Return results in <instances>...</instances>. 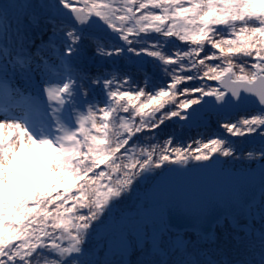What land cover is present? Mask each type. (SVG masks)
Wrapping results in <instances>:
<instances>
[{"label":"snow or ice","instance_id":"snow-or-ice-1","mask_svg":"<svg viewBox=\"0 0 264 264\" xmlns=\"http://www.w3.org/2000/svg\"><path fill=\"white\" fill-rule=\"evenodd\" d=\"M169 121L216 131L161 140ZM221 157L258 165L260 202L237 211L264 223V0L0 2V264H128L92 258L112 225L138 264H205L174 217L211 204L147 193Z\"/></svg>","mask_w":264,"mask_h":264},{"label":"water","instance_id":"water-1","mask_svg":"<svg viewBox=\"0 0 264 264\" xmlns=\"http://www.w3.org/2000/svg\"><path fill=\"white\" fill-rule=\"evenodd\" d=\"M183 126V122H178ZM204 125L194 126L190 130L205 129ZM227 158L221 157L217 168H192L185 173H174L167 180L157 182L148 192L153 206L158 207L164 199H183L195 205L200 200L211 204L202 218L192 216H176L174 223L177 228L186 229V235L199 233L204 240H211L219 228L233 224L231 217L240 226L249 227L254 219L245 217L237 209L241 204L258 205L261 199L260 177L258 167L247 171L227 168ZM257 175L253 178V174ZM233 227V226H232ZM195 229V231H193ZM237 230L236 228H234Z\"/></svg>","mask_w":264,"mask_h":264},{"label":"trees","instance_id":"trees-1","mask_svg":"<svg viewBox=\"0 0 264 264\" xmlns=\"http://www.w3.org/2000/svg\"><path fill=\"white\" fill-rule=\"evenodd\" d=\"M13 2L18 0H0V2ZM46 39V36H45ZM87 63V61H86ZM95 71V67L92 68ZM160 134V139L163 140L170 134H175L178 140L182 143L188 144L192 142L193 138L199 139L201 135L206 139L209 135H211L214 131H216L215 123L213 122L212 125L205 129H197V130H190L178 122L169 121L165 126H162L161 129L157 130ZM252 145H245V147H251ZM230 161V165H235L234 161H231L230 158H227ZM195 163V162H194ZM229 163V162H228ZM149 192V191H148ZM145 194V188L142 185L138 189V194L134 193L130 200L123 206L124 208L131 209L132 205L138 203ZM148 194V193H147ZM251 229V233L253 234L251 237L246 236L245 231H238L235 230L231 224H228L224 228H219L217 234L215 235V240H204L201 237H198L194 234L186 235V238H190L191 240H197L199 238L198 247L200 249L201 255H198L196 258L201 260L202 262L213 261L214 264H244L245 261L251 260L253 264L259 259L260 249L258 244L255 248L248 247V240L255 239L256 235H258L259 231L264 229V223H262L259 217L254 219L253 224L249 227ZM240 237L241 239L237 241L233 237ZM110 238L107 237V243L110 242ZM104 243V242H103ZM102 241H93L92 251L95 255V252L98 251L97 245L103 244ZM94 246V247H93ZM106 248H101V259L98 258L100 261L104 260H111L115 262H122L127 261L128 264H138V261L144 259L145 257L140 253L138 248L134 247L132 252H129L128 255H123L122 257L117 256L116 258H109L105 256ZM105 251V252H104ZM94 255L92 258H94ZM165 259H169V257L165 256ZM95 259V258H94Z\"/></svg>","mask_w":264,"mask_h":264},{"label":"rangeland","instance_id":"rangeland-1","mask_svg":"<svg viewBox=\"0 0 264 264\" xmlns=\"http://www.w3.org/2000/svg\"><path fill=\"white\" fill-rule=\"evenodd\" d=\"M16 2L17 1H13V2L11 1L9 3H16ZM21 83H22V81H21ZM230 160L234 161L235 165L231 166L230 165V161H228L229 163H227V168H229V169H233V170H237V171H247V170L254 169V168L258 167V165L257 166H253L250 161L239 160V159H235V160L234 159H230ZM25 162L26 161H21L20 163H25ZM144 196H145V194H143L142 198ZM142 198L140 200H138V202H143ZM124 209L131 211V209H127V208H124ZM130 215L132 217H135L136 213H131ZM141 222L142 221H139V220H136V219H132L129 223H130L131 226H135V225L140 224ZM249 231H251V229ZM105 235H107V237L110 238L109 239L110 242L107 243L108 244V248L105 246V243H103V241H102L103 244L97 245L96 249H98V251L95 252L94 258L95 259H98V258L101 259V254H102L101 248H106L107 249L106 253H105L106 254L105 256H107L109 258H116L117 256L122 257L123 255L115 252V251H118V249L120 248V245H121L120 228L118 226H116V225H112L106 230ZM133 248H131L129 250V252H132ZM129 252H127L124 255H128Z\"/></svg>","mask_w":264,"mask_h":264}]
</instances>
